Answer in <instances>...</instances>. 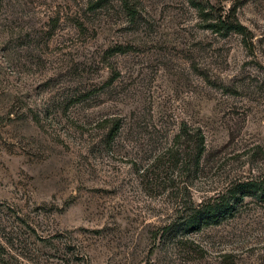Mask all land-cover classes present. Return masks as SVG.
<instances>
[{
  "label": "rangeland",
  "instance_id": "obj_1",
  "mask_svg": "<svg viewBox=\"0 0 264 264\" xmlns=\"http://www.w3.org/2000/svg\"><path fill=\"white\" fill-rule=\"evenodd\" d=\"M197 6L232 14L245 34L206 29ZM258 177L264 0H0V244L11 256L264 264V203L179 229L190 204Z\"/></svg>",
  "mask_w": 264,
  "mask_h": 264
},
{
  "label": "trees",
  "instance_id": "obj_2",
  "mask_svg": "<svg viewBox=\"0 0 264 264\" xmlns=\"http://www.w3.org/2000/svg\"><path fill=\"white\" fill-rule=\"evenodd\" d=\"M196 8L203 17L208 16L212 21L211 24L205 27L213 33H234L242 37L245 34V28L236 21L232 14L228 15L217 12L213 16L211 13H203L198 6ZM210 9L213 10L212 7ZM117 130L118 128L115 131H111L109 137H113ZM179 138V135L176 136V139ZM190 140L195 152L193 166L197 168L198 159L203 153V137L198 130H195L191 134ZM183 162V166L185 167L184 171H186V161ZM181 165L182 163L180 164V168H182ZM247 198L255 200L258 203H264V178L258 177L237 180L224 193L210 196L197 205L190 204L184 210L187 211V215L184 218V222L179 223V229L182 233H187L189 231H198L201 227L205 226H217L233 217L238 207ZM166 230L168 233L170 232L169 228ZM12 245L13 243L11 241L3 242L2 245L0 244V264H25L23 261L24 258L20 254L14 253L15 257L10 255L11 251H13ZM26 264L29 263L27 262Z\"/></svg>",
  "mask_w": 264,
  "mask_h": 264
}]
</instances>
